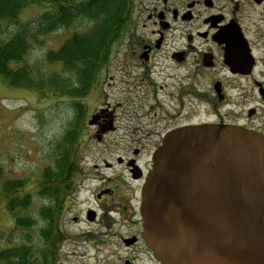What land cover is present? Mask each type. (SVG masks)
I'll list each match as a JSON object with an SVG mask.
<instances>
[{
	"label": "flooded vegetation",
	"instance_id": "1",
	"mask_svg": "<svg viewBox=\"0 0 264 264\" xmlns=\"http://www.w3.org/2000/svg\"><path fill=\"white\" fill-rule=\"evenodd\" d=\"M135 3L133 28L109 48L85 98L84 143L129 153L103 161L112 177L92 174L97 166L91 171L85 158L77 194L89 180L99 182L86 222L103 225L108 237L130 230L119 240L134 255L122 264H161L142 239L140 205L153 154L167 136L214 125L264 138V0H150L143 9L142 0ZM122 170L126 179H119ZM62 225L64 236V219ZM82 237L104 244L92 233Z\"/></svg>",
	"mask_w": 264,
	"mask_h": 264
},
{
	"label": "trees",
	"instance_id": "2",
	"mask_svg": "<svg viewBox=\"0 0 264 264\" xmlns=\"http://www.w3.org/2000/svg\"><path fill=\"white\" fill-rule=\"evenodd\" d=\"M30 5L48 9L33 21L18 24L21 10ZM135 7V0H0L3 84L32 91L37 101L50 105L66 102L73 111L45 158L49 164L28 188V178L7 176L0 165V198L13 224L9 231L0 229V264H57L65 238L63 219L86 177L85 98L109 48L121 31L133 28ZM10 25L16 27L11 33ZM59 31L71 35L39 61L28 62L32 49ZM34 197L40 206L34 207Z\"/></svg>",
	"mask_w": 264,
	"mask_h": 264
},
{
	"label": "water",
	"instance_id": "3",
	"mask_svg": "<svg viewBox=\"0 0 264 264\" xmlns=\"http://www.w3.org/2000/svg\"><path fill=\"white\" fill-rule=\"evenodd\" d=\"M140 216L161 264H264V138L214 125L169 134Z\"/></svg>",
	"mask_w": 264,
	"mask_h": 264
},
{
	"label": "rangeland",
	"instance_id": "4",
	"mask_svg": "<svg viewBox=\"0 0 264 264\" xmlns=\"http://www.w3.org/2000/svg\"><path fill=\"white\" fill-rule=\"evenodd\" d=\"M148 1L150 0H142L143 3L139 5V8L148 7ZM47 9L48 7L44 5L27 6L21 10L17 22L24 24L33 21ZM136 16L138 15L135 13ZM143 17L142 20L137 19L138 28H141L144 23ZM9 27V33L16 29L12 25ZM70 35V31H59L45 37L43 45L34 47L29 53L28 62L39 61L45 52L56 50ZM9 37L8 34L3 40ZM108 101L112 102L113 100L109 98ZM72 114L73 111L66 102L59 100V102L50 105L42 100L37 101L32 91L10 88L4 85L0 78V165L4 168L6 175L13 178H28L30 182L26 188L31 182H35L41 169L49 164L45 158L50 153L53 143L64 132ZM86 146H89L85 153L89 169L93 171L94 166H97L96 172L93 171L92 174L100 173L103 177H112L115 173L114 170L105 169L102 165L103 161L111 163V160L117 155L125 156V153H129L122 149L97 147L90 144L89 140L85 144ZM144 162H147V159L142 157L141 165ZM121 173L119 179L123 176L126 179V171L122 170ZM98 184L99 182L89 180L88 185L80 190L71 203L67 212L69 214L64 218L67 234L61 253H58L57 264H122L125 258L134 255L132 251L130 252L120 244L121 236L119 237V235L126 236L130 231L126 226L115 230V237H108L104 236L106 232L103 225L98 222L91 224L86 222L85 212L95 206L93 192L97 191ZM34 200V207L41 205L40 200L35 197ZM73 217L80 218L82 222L74 225ZM12 227V219L5 211L0 198V229L9 231ZM88 233L99 237L104 244L93 246L89 242H83L82 235ZM2 246L0 245V247Z\"/></svg>",
	"mask_w": 264,
	"mask_h": 264
}]
</instances>
